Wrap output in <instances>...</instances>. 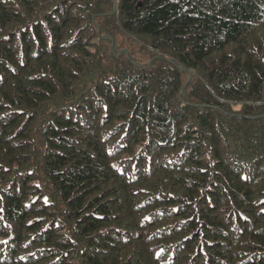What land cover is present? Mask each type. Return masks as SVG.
I'll use <instances>...</instances> for the list:
<instances>
[{
	"label": "trees",
	"instance_id": "obj_1",
	"mask_svg": "<svg viewBox=\"0 0 264 264\" xmlns=\"http://www.w3.org/2000/svg\"><path fill=\"white\" fill-rule=\"evenodd\" d=\"M0 264H264V0H0Z\"/></svg>",
	"mask_w": 264,
	"mask_h": 264
}]
</instances>
